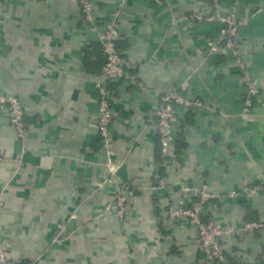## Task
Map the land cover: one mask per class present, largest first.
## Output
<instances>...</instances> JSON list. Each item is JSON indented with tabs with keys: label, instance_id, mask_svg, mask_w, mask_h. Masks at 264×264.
I'll use <instances>...</instances> for the list:
<instances>
[{
	"label": "crops",
	"instance_id": "1",
	"mask_svg": "<svg viewBox=\"0 0 264 264\" xmlns=\"http://www.w3.org/2000/svg\"><path fill=\"white\" fill-rule=\"evenodd\" d=\"M216 1L225 15L230 0ZM90 2L99 29L116 13L118 49L136 75L109 84V152L96 126L105 56L79 0H0V93L17 97L25 124L20 137L0 106V251L12 264H203L195 226L166 214L179 194L195 201L182 185L223 195L204 204L205 220H264L263 190L227 196L264 183V0H238L236 48L260 85L251 106L231 50L210 49L222 26L213 0ZM174 88L203 103L176 107L179 167L161 158L154 118ZM108 155L120 163L113 178ZM220 245L219 264H264V227Z\"/></svg>",
	"mask_w": 264,
	"mask_h": 264
},
{
	"label": "built area",
	"instance_id": "2",
	"mask_svg": "<svg viewBox=\"0 0 264 264\" xmlns=\"http://www.w3.org/2000/svg\"><path fill=\"white\" fill-rule=\"evenodd\" d=\"M79 2L82 17L89 24L91 30L96 33L105 56L99 78L95 81L97 94L96 126L99 139L106 151L109 152L113 141L111 130L113 112L110 104L109 84L121 78L135 81L136 75L128 72V61L121 56L118 49L119 31L115 23L116 13L104 23L102 29H99L92 14L90 0H79ZM213 3L215 7L213 17H218L222 22V26L219 31L220 41L209 43L210 49H216L218 44H222L223 47L231 50L238 70L246 83L247 95L245 104L246 106H251L253 99L259 93V86L257 80L247 70L235 44V37L240 24L238 0L229 1L228 12L225 15H221L219 12L220 4L216 0H213ZM204 16L203 12H195L189 15L190 18L197 19H202ZM178 105L191 108L202 106L203 103L198 99L184 97L176 88L160 95L159 105L154 111V118L158 130L160 156L164 162L177 167L180 165V159L174 147V142L176 125L178 123L176 113V107ZM0 106H6L12 126L18 136L23 137L25 132L24 112L17 97L13 94L0 93ZM106 166L108 177L113 178L118 172L120 163L114 161L108 155ZM103 182H98V185H101ZM158 183L159 186H163L164 184L161 178H159ZM126 190V187L118 186L112 196L115 212L120 217L125 212ZM262 190L264 191V183L255 182L243 190H232L227 193V196L235 197L244 194L247 197H251ZM181 191L185 194L187 192L192 193L197 197V201H188L185 199V196L179 194L175 200L168 202L166 205V214L170 220L182 219L195 226L199 238V247L203 254V264H219L223 259V251L220 245L221 236L232 233L240 234L253 228L264 227V220H249L243 222L240 226L224 225L215 220H205L203 216L204 204L211 199L223 197V195L211 192L206 184H203L198 189L182 185ZM106 207L109 209L110 206ZM0 264H12L8 253L5 251H0ZM28 264L36 263L31 261Z\"/></svg>",
	"mask_w": 264,
	"mask_h": 264
},
{
	"label": "rangeland",
	"instance_id": "3",
	"mask_svg": "<svg viewBox=\"0 0 264 264\" xmlns=\"http://www.w3.org/2000/svg\"><path fill=\"white\" fill-rule=\"evenodd\" d=\"M239 29V28H238ZM237 36V35H236ZM242 59V58H241ZM243 60V59H242ZM240 79H241V82L243 83V85L245 86V88H246V94H245V97H244V102H245V98H246V95H247V87H246V83H245V81H244V79H243V77H242V75H241V77H240ZM257 84H258V86H259V89H260V85H259V83L257 82ZM260 91V90H259ZM259 95V93L255 96V98L257 97ZM254 100V99H253ZM252 104H253V102H252ZM251 104V105H252Z\"/></svg>",
	"mask_w": 264,
	"mask_h": 264
},
{
	"label": "trees",
	"instance_id": "4",
	"mask_svg": "<svg viewBox=\"0 0 264 264\" xmlns=\"http://www.w3.org/2000/svg\"><path fill=\"white\" fill-rule=\"evenodd\" d=\"M194 198H195V201H197V197L195 196ZM194 198H192V200H193ZM192 202H194V201H192ZM30 262H31V261L28 260V261H23V262L18 263V264H28V263H30Z\"/></svg>",
	"mask_w": 264,
	"mask_h": 264
}]
</instances>
